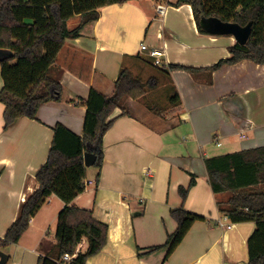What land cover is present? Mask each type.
<instances>
[{"label": "crops", "instance_id": "1", "mask_svg": "<svg viewBox=\"0 0 264 264\" xmlns=\"http://www.w3.org/2000/svg\"><path fill=\"white\" fill-rule=\"evenodd\" d=\"M175 2L129 0L99 7L98 18L85 24L80 36L66 38L50 70L60 78L61 100L40 104L35 119L18 117L6 129L0 102V238L38 187L35 173L46 160L52 126L60 122L81 134L82 101L89 90L110 95L125 67L142 81L154 77L157 84L141 97H123L110 114L114 120L102 137L101 166L86 167L84 190L70 203L108 225L105 245L85 264H249L247 238L254 222L234 223L219 211L227 194L212 191L204 158L264 145V64L243 59L209 70L230 55L228 46L235 40L200 31L191 6ZM157 4L165 5L163 15L156 12ZM132 6L139 25L148 22L147 45L164 47L160 66L141 49L144 41L137 53L127 50L124 40L114 46V30L124 31L120 20ZM79 20V14L70 17L68 28ZM11 54L0 48V59ZM170 64L201 69L191 73ZM175 94L178 99L171 98ZM241 139L249 142L242 145ZM192 177L195 183L182 199L178 188ZM64 206L49 195L18 242L8 245L12 250L5 249L8 260L14 256L13 264H37L39 255L54 257L56 217ZM180 206L203 219L191 224L168 255L167 246L147 252L176 229L170 211ZM86 247L83 237L74 256Z\"/></svg>", "mask_w": 264, "mask_h": 264}, {"label": "trees", "instance_id": "2", "mask_svg": "<svg viewBox=\"0 0 264 264\" xmlns=\"http://www.w3.org/2000/svg\"><path fill=\"white\" fill-rule=\"evenodd\" d=\"M129 0H0V48L12 54L0 59V102L4 105V129L18 117L36 118L40 104L61 100L62 84L57 74L51 73L56 57L66 38L80 36L83 26L98 18V8ZM189 4L197 28L200 16H216L223 21L240 25L251 22V31L244 44L228 46L230 55L209 66L216 69L243 59L264 64V0H176L175 6ZM79 14V23L68 28L70 17ZM169 67L186 69L193 73L201 67L170 64ZM149 77L142 81L128 68H121L110 95L94 88L82 101L85 116L81 134L60 122L52 126L53 135L44 163L35 173L38 187L21 203L14 221L0 238V251L16 243L27 229L29 219L47 197L55 194L65 206L56 217L54 238L55 255H39L37 264H85L105 245L108 225L95 218L91 211L73 206L72 200L84 190L86 166L83 152L96 154L94 167L102 162V137L113 123L109 118L120 106L123 97H141L146 89L157 83ZM175 94L171 98L178 99ZM172 100V99H171ZM123 113L126 111L123 110ZM208 183L214 193H226L218 209L231 222L253 221L254 228L247 238L249 264H264V145L204 158ZM99 173L97 172V175ZM195 183L192 177L178 192L182 199ZM177 226L166 241L147 252L167 246V255L182 240L191 224L202 215L185 210L182 206L170 211ZM87 240L83 252H77L64 261V254L74 255L81 238Z\"/></svg>", "mask_w": 264, "mask_h": 264}, {"label": "water", "instance_id": "3", "mask_svg": "<svg viewBox=\"0 0 264 264\" xmlns=\"http://www.w3.org/2000/svg\"><path fill=\"white\" fill-rule=\"evenodd\" d=\"M199 24L209 34L231 35L239 44L246 43L251 31L250 21L245 25H240L233 21H223L216 16H200ZM95 160L96 154L90 151L83 152V163L86 167L92 166ZM7 261L8 254L0 251V264H6Z\"/></svg>", "mask_w": 264, "mask_h": 264}, {"label": "rangeland", "instance_id": "4", "mask_svg": "<svg viewBox=\"0 0 264 264\" xmlns=\"http://www.w3.org/2000/svg\"><path fill=\"white\" fill-rule=\"evenodd\" d=\"M151 5H152V3H151ZM126 6L127 5H125V6H117V7H122L123 8V7H126ZM127 8L128 9L131 8V11H129L130 13L124 14L121 17V20H120V22L123 23L122 25L124 27L123 28L124 31L120 32L119 29L114 30L115 34H113V36L116 37L115 41L118 42V44H115L114 46H119V44H121L123 42L121 40H124L125 43H126L125 46H127V48H128L127 50H129L130 52L137 53V51L140 48V42L141 41L142 42L143 41L144 42L148 41L147 38H145L144 35H143L144 34V30L147 27V23L148 22H146L143 26L139 25L140 16L137 15V14H139L138 11H137L138 9L134 8L133 6L132 7H127ZM116 16H119V15L115 14L113 16V18L116 17ZM110 24H112V23L110 22ZM101 25H103V24L101 23ZM109 27L113 30V28L110 25H109ZM121 33H123V35ZM145 44H147V43L145 42ZM251 135H252L251 133H248V139H251ZM248 139H241V140H238V141L242 145H246L247 142H249ZM52 228H54V226ZM12 246L13 245L5 247L4 250H2V251L5 252V251L8 250L10 252V249L12 250V248H13ZM5 249H7V250H5ZM13 262H14V256H11L10 260H8L6 264H13Z\"/></svg>", "mask_w": 264, "mask_h": 264}, {"label": "built area", "instance_id": "5", "mask_svg": "<svg viewBox=\"0 0 264 264\" xmlns=\"http://www.w3.org/2000/svg\"><path fill=\"white\" fill-rule=\"evenodd\" d=\"M166 7L164 4H157L156 5V12H158L159 15H163L165 13ZM141 49L146 50L147 54L153 58V65L160 66L165 61L163 60V57L165 56L164 47H154L149 46L145 43L141 44ZM86 184V181L83 179V185ZM74 255L64 254L62 256V259L64 261L70 260Z\"/></svg>", "mask_w": 264, "mask_h": 264}]
</instances>
